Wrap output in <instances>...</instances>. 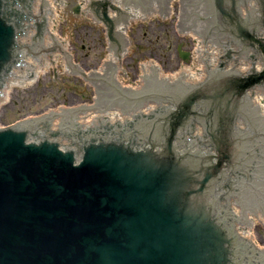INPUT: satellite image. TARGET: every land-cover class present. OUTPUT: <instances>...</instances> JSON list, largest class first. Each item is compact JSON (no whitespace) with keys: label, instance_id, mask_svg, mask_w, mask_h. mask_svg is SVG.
I'll return each mask as SVG.
<instances>
[{"label":"water","instance_id":"1","mask_svg":"<svg viewBox=\"0 0 264 264\" xmlns=\"http://www.w3.org/2000/svg\"><path fill=\"white\" fill-rule=\"evenodd\" d=\"M30 1L18 0L26 15H31ZM169 1H90L87 11L103 22L109 39L119 45L117 51L112 42V52H104V75L61 50L64 72L75 74V80L95 82L98 106L89 108L95 114L90 127H102V117L114 118L116 112L108 108L128 111L142 103L132 102L130 108L126 100L158 96L169 100V107L126 126L79 132L73 145L62 144L57 132L44 134L40 125L47 117L0 128V264H264V250L257 251V243H250L251 237L244 238L236 227V222L252 228L254 222H264V70L247 77L218 69L200 85L164 91L149 88L154 82L145 83L148 78L142 75L146 91L137 93L141 89H134L125 58L135 51L137 38L131 36L136 21L145 15L144 23H168ZM229 1L231 7L228 0H216L223 18L236 20L232 32L246 45H260L264 61V40L248 31L253 18L242 19L236 0ZM10 8L9 0H0V91L23 59V22ZM109 9L120 17H112ZM251 9L257 10L252 5ZM74 11L82 13L81 6ZM212 13L206 0H178V23L189 33L205 35L215 29ZM43 44L40 40L23 45ZM182 47L180 56L188 61L191 52ZM153 62L154 52H146L142 73H157L160 83L195 78L184 69L183 75L165 76ZM259 82V88L254 87ZM250 88L254 90L248 94L247 114ZM65 110L51 112L55 116ZM243 113L255 127L253 132L237 127ZM63 118L58 115L47 122L60 124V131ZM76 118L81 119L77 111ZM200 118L205 119L208 135L201 142L189 137L194 120ZM62 135V141L69 138ZM258 154L261 167L255 165ZM252 169L257 172L255 183L242 185L238 194L229 195L235 205L224 206L225 186L232 188L233 179L244 181L240 173L251 176L246 185L252 182ZM231 206L240 214L235 215Z\"/></svg>","mask_w":264,"mask_h":264},{"label":"rangeland","instance_id":"2","mask_svg":"<svg viewBox=\"0 0 264 264\" xmlns=\"http://www.w3.org/2000/svg\"><path fill=\"white\" fill-rule=\"evenodd\" d=\"M172 1L173 12H170L172 14L169 15L168 23H144V17L136 21L131 36L137 38L135 51L125 57L133 87L141 81V58H146V52H154L155 63L160 66L163 74H173L182 68L183 60L178 54V46L183 43L184 49L191 51L192 36L204 35L189 33L178 23V0ZM62 14L64 20L58 27V32L69 40L74 61L92 70H99L104 64V52H111L112 49L106 27L93 15L77 17L70 8L65 9ZM46 42L48 40H44ZM23 46L25 49L30 47L33 51L30 56L44 54L49 61L51 55L59 52L58 48ZM56 68L58 77L54 70H50L35 83L11 87L8 99L0 105V127L26 117L41 116V112L51 109H73L84 104L98 106L95 82L75 80V74L68 75L64 72L62 63ZM242 225L243 222L239 224ZM253 231L254 237L251 236L250 243H257V251H262L264 222H256ZM244 235L250 237L248 234Z\"/></svg>","mask_w":264,"mask_h":264},{"label":"bare ground","instance_id":"3","mask_svg":"<svg viewBox=\"0 0 264 264\" xmlns=\"http://www.w3.org/2000/svg\"><path fill=\"white\" fill-rule=\"evenodd\" d=\"M57 8L58 7L55 4L54 0H50L49 5L47 6V11L52 12L54 16L59 17L60 14L56 12ZM50 21L54 25L55 22L53 21V19H50ZM48 34H50L49 36H47L48 42L44 43L43 47H52L53 49L55 47L59 49V52L57 54L55 53V55H51L50 61L47 57L44 56V54L42 56H39L38 54L37 58L31 59L30 57H28L25 63L17 66L12 77H10L9 79L8 87L4 90L3 94L0 96V105L8 99L9 94H10V89L14 85H29V84L35 83L37 80H39L42 77V75H44L45 73L49 72L52 69H55L59 63L63 64L61 50L72 54L70 47H69V40L65 38L64 36H62L61 33L58 32L57 28H54L53 30H49ZM111 52H112V49H111ZM155 66L160 71L162 70L157 63H155ZM94 71L104 75V64L102 65V67L99 68V70H94ZM188 72H191V71L188 70ZM164 75L165 76L183 75V69L182 71H178L173 74H164ZM142 88H144L143 87V76H141L140 83L134 86V89H142ZM94 106H91V107H94ZM65 109H66L65 107L61 108V110H65ZM55 110H59V109H53L51 111H55ZM255 223L256 222H254V226H255ZM253 229L254 228L252 227H244V230L240 233L248 234L250 235V237L251 236L254 237ZM263 250H264V247H263Z\"/></svg>","mask_w":264,"mask_h":264},{"label":"flooded vegetation","instance_id":"4","mask_svg":"<svg viewBox=\"0 0 264 264\" xmlns=\"http://www.w3.org/2000/svg\"><path fill=\"white\" fill-rule=\"evenodd\" d=\"M260 3L263 6L264 2H260ZM236 4L239 5V6L240 5H246V4H248V0H236ZM232 25L234 26V22L232 23ZM240 117L243 118L244 117V113L240 114L239 117H237V123H238ZM201 120H202V123L205 125V119L202 118ZM237 127H238V125H237Z\"/></svg>","mask_w":264,"mask_h":264}]
</instances>
